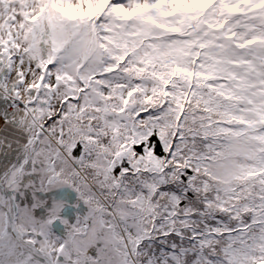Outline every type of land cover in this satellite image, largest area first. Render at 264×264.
I'll return each mask as SVG.
<instances>
[{
	"label": "snow or ice",
	"instance_id": "obj_1",
	"mask_svg": "<svg viewBox=\"0 0 264 264\" xmlns=\"http://www.w3.org/2000/svg\"><path fill=\"white\" fill-rule=\"evenodd\" d=\"M0 264H264V0H0Z\"/></svg>",
	"mask_w": 264,
	"mask_h": 264
}]
</instances>
